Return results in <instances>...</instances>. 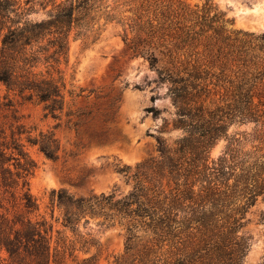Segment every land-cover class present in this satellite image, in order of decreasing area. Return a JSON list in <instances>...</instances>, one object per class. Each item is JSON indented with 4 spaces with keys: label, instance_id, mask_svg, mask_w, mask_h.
I'll list each match as a JSON object with an SVG mask.
<instances>
[{
    "label": "trees",
    "instance_id": "obj_1",
    "mask_svg": "<svg viewBox=\"0 0 264 264\" xmlns=\"http://www.w3.org/2000/svg\"><path fill=\"white\" fill-rule=\"evenodd\" d=\"M38 9L45 19L30 18ZM109 22L167 85L171 126L182 134L172 143L158 138L157 154L133 167L113 164L130 184L123 194L51 189L48 220L29 216L39 208L28 187L36 163L21 137L56 160L53 129L0 130V264H61L65 254L75 264H98L96 253L73 254L97 246L79 229L94 219L123 230L122 250L111 264H242L252 245L245 214L264 194V31L232 27L211 0H0V83L59 118L65 106L59 65L70 32L92 43ZM66 107L67 122L90 113ZM78 119L71 122L75 131ZM244 124L250 128L229 131ZM220 139L223 148L211 156ZM75 147L68 155L81 142ZM53 218L70 236L54 239L60 232Z\"/></svg>",
    "mask_w": 264,
    "mask_h": 264
},
{
    "label": "rangeland",
    "instance_id": "obj_2",
    "mask_svg": "<svg viewBox=\"0 0 264 264\" xmlns=\"http://www.w3.org/2000/svg\"><path fill=\"white\" fill-rule=\"evenodd\" d=\"M190 4H201L204 0H187ZM219 9L232 18V27L250 31H264V0H211ZM20 2V1H19ZM23 5V2H21ZM47 14L38 9L31 19H45ZM66 57L60 60L65 80V106L59 118L46 115L42 105L33 100H23L0 83V130L7 135L16 126L22 125L32 135L38 131L53 129L59 142L56 160L46 158L36 146L22 141L36 165L28 177V187L36 198L39 208L29 214L32 218L45 215L50 220L49 191L66 189L74 195L114 190L123 194L129 188L125 178L118 174L114 163L134 166L148 155H156L157 139L167 143L182 134L171 126L174 107L166 90L167 85L158 80L157 74L142 56L132 54L121 38V27L115 22L106 24L101 36L92 43L75 36H68ZM68 90L80 94L73 98ZM83 106L90 113L80 119L71 117L67 122L66 109ZM150 107L158 110L153 115ZM78 119L76 131L71 122ZM249 124L231 127L235 130L249 129ZM82 147L73 156L75 143ZM224 140H218L210 151L219 154ZM264 194L258 196L245 214L244 230L251 236L252 245L242 264H264ZM54 217L59 210L54 209ZM56 237L70 236L59 221L52 219ZM81 232L89 233L97 241L88 253L75 250L77 259L96 253L98 264H111L113 256L123 247V230L118 225L106 226L99 219L81 225ZM4 256V252L1 253ZM53 264V263H51ZM61 264H75L73 257L65 254Z\"/></svg>",
    "mask_w": 264,
    "mask_h": 264
}]
</instances>
